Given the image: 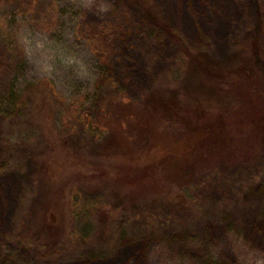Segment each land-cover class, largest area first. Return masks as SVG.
I'll return each instance as SVG.
<instances>
[{
    "label": "rangeland",
    "instance_id": "rangeland-1",
    "mask_svg": "<svg viewBox=\"0 0 264 264\" xmlns=\"http://www.w3.org/2000/svg\"><path fill=\"white\" fill-rule=\"evenodd\" d=\"M32 1L0 0V63L3 45L15 52L16 97L40 81L52 84L66 104L89 95L98 71L87 36L106 30L110 75L132 111L124 131L139 145L138 138L154 134V123L177 125L166 108L158 119L150 117L162 98L222 107V98L212 91L192 94L195 64L236 67L251 53L264 75L255 45L264 24V0H42L44 14ZM185 54L191 57L182 65ZM179 66L182 78L172 84L166 78ZM245 113L249 117L227 119L224 129L232 134L253 129L256 112ZM36 116L34 123L54 136L50 118ZM208 142L223 148L219 139ZM261 144L241 148L254 154L264 151V139ZM61 146L37 157L49 168L36 179L26 176L33 174L32 166L23 174L3 172L11 155L0 146V264H264V175L246 183L240 202L218 201L200 211L189 208L195 188H181L193 166L168 165L162 171L155 164L159 149L106 162ZM208 158L198 169L213 166L217 157ZM120 197L129 205L111 212L108 200ZM83 199L98 201L99 208L81 220L77 210ZM69 244L80 247L67 252ZM57 246L65 249L61 256L45 253Z\"/></svg>",
    "mask_w": 264,
    "mask_h": 264
},
{
    "label": "trees",
    "instance_id": "trees-1",
    "mask_svg": "<svg viewBox=\"0 0 264 264\" xmlns=\"http://www.w3.org/2000/svg\"><path fill=\"white\" fill-rule=\"evenodd\" d=\"M33 2L44 14L46 11L44 2L33 0L31 5ZM107 35L106 30H101L87 36L93 44L97 79L89 95L68 104L55 95L54 87L47 81L24 87L16 97L14 80L11 78L16 71V54L13 50L6 51L2 44L0 116L3 118V131L0 133V146L11 155V160L3 172L17 169L23 174L32 166L33 174L26 176H35V179L36 175L45 177L43 174L48 173L49 167L46 168L45 161L37 157L54 151L59 143H62L61 147L64 149L71 147L75 154L76 151H80L84 156H96L106 162L124 157L141 158L159 149L156 151L159 152V157L155 164L162 171L168 165H175V169L180 165L193 166L192 174L181 187H189L190 190L195 188L190 197L192 203L189 205L190 209L194 206L200 210L207 204H216L218 201L228 204L240 202L246 183L256 181L264 175V151L260 149L259 153L251 154L241 148V145H247L248 142L254 144L259 142L262 148L261 143L264 139V103L260 104L264 101V75L256 65L255 57L251 53L246 54L242 65L236 67L212 69L203 64H195L198 73H195L192 79V94L194 92L198 94L199 91L206 94L212 91L222 98L224 103L222 107L213 106L211 103L203 104L201 107L191 104L192 107L181 97L162 98L160 107L151 103L153 106H150V117L158 119L163 113L162 109L166 108L173 111L178 120L177 125L165 126L154 123V134L144 139L138 138L141 141L139 145L136 136H129L124 131L132 111L122 88L110 75L111 51ZM255 45L258 57L264 64L263 23L256 34ZM188 57L191 56L189 54L183 56L182 65ZM2 64L5 65L1 67ZM181 70L182 66L177 67L166 78L167 81L173 84L180 80ZM4 105L7 106L6 110H2ZM247 111L256 112L250 120L253 129L249 131L241 129L234 134L227 127L224 129L227 119L228 121L234 119V116L240 118L243 114L247 117L248 114L245 113ZM39 112L44 118H50L56 131L54 136L45 133L41 123H34V117L37 118ZM118 126L119 130L112 129ZM113 133V138L108 136ZM217 139L223 142V148L209 147L212 143L208 141L215 142ZM66 144L70 146L66 148ZM216 148V152H212ZM208 154L217 157L213 158L216 160L215 165L198 169L199 164L202 166L212 160L208 158ZM223 165L226 167H223L225 170L221 169ZM124 167L132 170V166ZM126 172L131 174L128 169ZM191 182L193 183L190 184ZM88 200L83 199L77 210V216L81 220H84L87 214H95L99 208L98 201ZM108 205L112 212L126 209L129 203L126 197H120L115 200L109 199ZM79 229L85 234V227ZM79 247V244L75 247L69 244L66 251L72 252L71 248L78 250ZM60 248L62 246H57L45 253L61 256L65 249Z\"/></svg>",
    "mask_w": 264,
    "mask_h": 264
}]
</instances>
